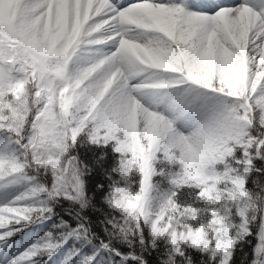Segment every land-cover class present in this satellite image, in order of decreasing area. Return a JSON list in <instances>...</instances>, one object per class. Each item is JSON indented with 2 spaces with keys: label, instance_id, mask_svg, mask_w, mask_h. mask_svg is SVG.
Here are the masks:
<instances>
[{
  "label": "snow or ice",
  "instance_id": "1",
  "mask_svg": "<svg viewBox=\"0 0 264 264\" xmlns=\"http://www.w3.org/2000/svg\"><path fill=\"white\" fill-rule=\"evenodd\" d=\"M0 264H264V0H0Z\"/></svg>",
  "mask_w": 264,
  "mask_h": 264
}]
</instances>
